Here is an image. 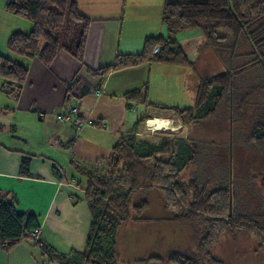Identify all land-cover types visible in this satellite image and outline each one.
Here are the masks:
<instances>
[{
    "label": "trees",
    "instance_id": "obj_1",
    "mask_svg": "<svg viewBox=\"0 0 264 264\" xmlns=\"http://www.w3.org/2000/svg\"><path fill=\"white\" fill-rule=\"evenodd\" d=\"M6 8L32 23L30 31H15L9 36L6 45L11 52L28 58L37 56L48 64L63 49L83 64L90 19L79 12L77 0H9ZM161 21L166 35L145 38L140 53L117 54L112 64L93 73L103 77L111 70L145 61L192 72L195 63L187 58L175 35L199 30L204 37L201 49L212 51L223 71L199 78L193 106L151 104L141 99L139 88H134L123 93L127 107L141 102L172 110L187 125L214 118L224 109L231 124L232 145L236 140L234 124L251 108L245 141L264 153V0H164ZM26 74L24 65L0 54V92L16 96ZM145 120L139 118L135 125ZM155 139L137 140L134 131L125 133L98 166H74L85 179L84 199L91 216L85 248L64 254L36 239L34 243L41 248L45 264H116L119 226L127 220L151 221L143 215L148 206L146 198L132 203L137 190L150 187L160 191L167 213L155 221L200 220L203 224L194 256L170 255L168 259L173 264H222L211 253L222 232L247 225L257 233H264V215H240L234 211L228 216L231 182L228 172L212 191L197 176L185 181L179 178L199 158L198 141L169 133ZM105 164V173L99 172ZM20 173L30 174L28 158L22 159ZM259 185L264 191V172ZM39 227L37 214L18 212L12 197L0 193V245L9 250L22 238H31L28 233Z\"/></svg>",
    "mask_w": 264,
    "mask_h": 264
},
{
    "label": "crops",
    "instance_id": "obj_2",
    "mask_svg": "<svg viewBox=\"0 0 264 264\" xmlns=\"http://www.w3.org/2000/svg\"><path fill=\"white\" fill-rule=\"evenodd\" d=\"M6 1L0 0V6L2 2L4 8ZM163 3L164 0H77L79 12L90 19L83 64L63 49L48 64L37 56L20 55L15 61L27 68V74L19 93L16 96L0 93V193L12 197L18 212L38 215L40 227L36 239L58 252L84 250L91 220L84 199L85 179L74 166H98L122 134L134 131L137 137L148 136L144 133L148 130L144 121L135 125L139 118L168 120L170 127H174L169 134L191 137L189 127L195 124H184L172 110L146 103L127 107L123 93L139 88L141 99L151 104L192 107L201 77L200 53L208 50L201 49L204 37L199 30L175 35L181 48L192 43V58L182 48L195 63L192 72L145 61L111 70L103 77L93 73L112 64L117 54L140 53L145 38L166 35L161 21ZM14 28L23 32L31 29L30 25L26 29ZM1 46L0 43L3 53L4 45ZM66 105H78V119L91 123L77 132L76 120H59L57 115ZM23 158L29 159L27 176L20 173ZM135 195L148 200L143 215L151 221L127 220L119 226L117 235L122 227L133 237L136 230L145 228L143 235L150 238V230L164 223L155 219L167 216L163 197L154 187L137 190ZM116 242L119 252L117 236ZM134 254L139 255L126 259L142 257L144 252ZM45 263L41 248L31 238H22L9 250L0 245V264Z\"/></svg>",
    "mask_w": 264,
    "mask_h": 264
},
{
    "label": "rangeland",
    "instance_id": "obj_3",
    "mask_svg": "<svg viewBox=\"0 0 264 264\" xmlns=\"http://www.w3.org/2000/svg\"><path fill=\"white\" fill-rule=\"evenodd\" d=\"M6 3L4 8L2 2L0 6V43L4 45V52L0 54L16 60L15 58L21 56L7 48V40L13 32L21 31L14 27L26 29L27 25L32 27V23L10 12L6 8ZM190 45H192L190 42L183 44L182 48L186 53H190L188 55L192 58ZM220 71H223V66L213 52L204 50L200 53L198 73L201 76ZM251 110L248 108L247 114L234 124L236 140L233 145L230 143L231 124L224 109L216 117L190 126L191 138L200 144V155L194 164L181 172L179 178L185 181L192 176H197L202 181H206L207 190L212 191L219 187L220 177L228 172L231 181L228 189V210L230 200L231 214L235 211L240 215L262 216L264 215V191L260 188L259 179L264 172V153L245 141ZM170 130L148 131L145 129L144 133L148 136L144 138L157 139L168 134ZM142 138L143 136H136L137 140ZM106 168L105 164L98 171L105 173ZM158 196L156 194V197ZM139 197L134 195L132 203ZM224 219L227 220V217L225 216ZM162 222L164 223L150 230V238L147 235L144 236L145 228L136 230L137 234L133 237L127 234L125 227H122L117 235L119 252H117L116 264H173L168 259L170 255L187 258L194 256L197 240L203 234L202 222L200 220L192 223H178L172 220H162ZM239 228L227 229L221 233L211 250L212 256L222 264H264V233H257L247 225ZM149 248L150 251H148ZM134 252H144V254L134 260L126 259L132 255H139Z\"/></svg>",
    "mask_w": 264,
    "mask_h": 264
},
{
    "label": "built area",
    "instance_id": "obj_4",
    "mask_svg": "<svg viewBox=\"0 0 264 264\" xmlns=\"http://www.w3.org/2000/svg\"><path fill=\"white\" fill-rule=\"evenodd\" d=\"M78 105H66L63 109V111L61 113H59L57 115L58 119L61 120V121H73V120H76L75 121V129L76 131L78 132L80 130V128H82L84 125H87L89 123H91L90 120L88 119H78ZM150 119H154V118H150ZM150 119H146L144 121V126L148 129V130H151V131H154V130H157V129H150L149 126L147 125L148 121ZM167 122H169L168 120H165ZM162 129H174V127H170V126H167V127H163ZM28 235L35 241L36 240V235H37V231H32V232H29Z\"/></svg>",
    "mask_w": 264,
    "mask_h": 264
},
{
    "label": "bare ground",
    "instance_id": "obj_5",
    "mask_svg": "<svg viewBox=\"0 0 264 264\" xmlns=\"http://www.w3.org/2000/svg\"><path fill=\"white\" fill-rule=\"evenodd\" d=\"M147 125L151 129H162L163 127L172 126L169 124V122L162 120V119H150L147 123Z\"/></svg>",
    "mask_w": 264,
    "mask_h": 264
},
{
    "label": "water",
    "instance_id": "obj_6",
    "mask_svg": "<svg viewBox=\"0 0 264 264\" xmlns=\"http://www.w3.org/2000/svg\"><path fill=\"white\" fill-rule=\"evenodd\" d=\"M231 215V204H230V200H229V210H228V216Z\"/></svg>",
    "mask_w": 264,
    "mask_h": 264
}]
</instances>
